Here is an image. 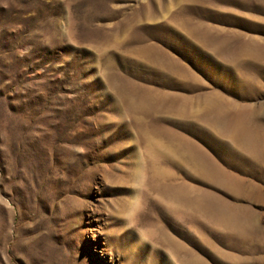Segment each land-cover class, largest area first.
I'll list each match as a JSON object with an SVG mask.
<instances>
[{
	"label": "rangeland",
	"instance_id": "obj_1",
	"mask_svg": "<svg viewBox=\"0 0 264 264\" xmlns=\"http://www.w3.org/2000/svg\"><path fill=\"white\" fill-rule=\"evenodd\" d=\"M0 264H264V0H0Z\"/></svg>",
	"mask_w": 264,
	"mask_h": 264
}]
</instances>
